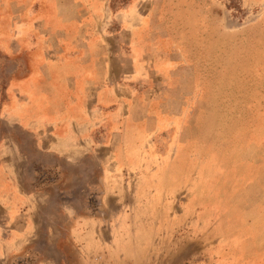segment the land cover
<instances>
[{
  "label": "rangeland",
  "instance_id": "rangeland-1",
  "mask_svg": "<svg viewBox=\"0 0 264 264\" xmlns=\"http://www.w3.org/2000/svg\"><path fill=\"white\" fill-rule=\"evenodd\" d=\"M0 264H264V0H0Z\"/></svg>",
  "mask_w": 264,
  "mask_h": 264
}]
</instances>
